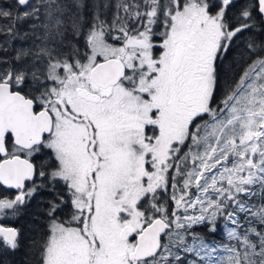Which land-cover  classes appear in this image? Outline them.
Instances as JSON below:
<instances>
[{
	"label": "snow or ice",
	"instance_id": "6c2138e0",
	"mask_svg": "<svg viewBox=\"0 0 264 264\" xmlns=\"http://www.w3.org/2000/svg\"><path fill=\"white\" fill-rule=\"evenodd\" d=\"M0 188L35 264H264V0H0Z\"/></svg>",
	"mask_w": 264,
	"mask_h": 264
},
{
	"label": "trees",
	"instance_id": "16d2710c",
	"mask_svg": "<svg viewBox=\"0 0 264 264\" xmlns=\"http://www.w3.org/2000/svg\"><path fill=\"white\" fill-rule=\"evenodd\" d=\"M0 193L13 197L15 195V191L4 192L2 188H0ZM49 196L50 194L47 192H39L21 208L17 215L0 216V225L13 226L18 229L20 240L18 250L14 253L0 255V261H3L4 264H35L36 253L33 242L40 241L47 231V219L44 212L40 210L43 207L40 202L42 199L46 200ZM196 231L204 233L209 240L212 239V234L207 233L206 229L197 228ZM215 235L219 238L220 233L217 232Z\"/></svg>",
	"mask_w": 264,
	"mask_h": 264
},
{
	"label": "water",
	"instance_id": "95a60500",
	"mask_svg": "<svg viewBox=\"0 0 264 264\" xmlns=\"http://www.w3.org/2000/svg\"><path fill=\"white\" fill-rule=\"evenodd\" d=\"M13 191H15L14 189H13ZM2 227H12V228H15V227H13V226H2ZM16 229V228H15Z\"/></svg>",
	"mask_w": 264,
	"mask_h": 264
},
{
	"label": "rangeland",
	"instance_id": "374dc122",
	"mask_svg": "<svg viewBox=\"0 0 264 264\" xmlns=\"http://www.w3.org/2000/svg\"><path fill=\"white\" fill-rule=\"evenodd\" d=\"M0 226H2V225H0Z\"/></svg>",
	"mask_w": 264,
	"mask_h": 264
}]
</instances>
